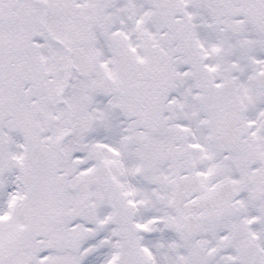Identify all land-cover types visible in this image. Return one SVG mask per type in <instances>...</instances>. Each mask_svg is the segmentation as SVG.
Returning a JSON list of instances; mask_svg holds the SVG:
<instances>
[{"label":"snow or ice","instance_id":"6c2138e0","mask_svg":"<svg viewBox=\"0 0 264 264\" xmlns=\"http://www.w3.org/2000/svg\"><path fill=\"white\" fill-rule=\"evenodd\" d=\"M0 264H264V0H0Z\"/></svg>","mask_w":264,"mask_h":264}]
</instances>
